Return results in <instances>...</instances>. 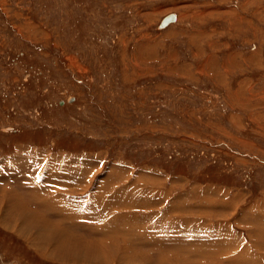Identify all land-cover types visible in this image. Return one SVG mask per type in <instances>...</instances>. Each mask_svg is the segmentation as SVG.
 <instances>
[{"label": "rangeland", "instance_id": "rangeland-1", "mask_svg": "<svg viewBox=\"0 0 264 264\" xmlns=\"http://www.w3.org/2000/svg\"><path fill=\"white\" fill-rule=\"evenodd\" d=\"M15 163L0 264H67L4 227L16 191L104 264H264V0H0V173Z\"/></svg>", "mask_w": 264, "mask_h": 264}, {"label": "bare ground", "instance_id": "bare-ground-1", "mask_svg": "<svg viewBox=\"0 0 264 264\" xmlns=\"http://www.w3.org/2000/svg\"><path fill=\"white\" fill-rule=\"evenodd\" d=\"M175 22L173 23H176V20H177V15H175ZM173 23H170L168 24L166 27L164 28H161V29H165L167 28L169 25L173 24ZM28 160V159H27ZM18 162H19V159H18ZM13 163V162H12ZM16 165V163H15ZM8 168V167H7ZM17 168V167H16ZM62 169V168H61ZM55 168H53L52 170L50 171H54ZM62 171V170H61ZM2 173V172H1ZM18 173V172H17ZM49 173V171L47 172ZM55 173V172H54ZM13 174V173H12ZM23 175V173H21ZM2 175V174H1ZM16 175V174H15ZM19 175V174H18ZM35 175V174H34ZM50 175L52 176V178H54L53 176V173H50ZM49 175V176H50ZM11 176V175H10ZM27 176V175H26ZM31 177V176H30ZM37 177V176H36ZM48 177V176H47ZM60 177V176H59ZM13 178V176H12ZM10 178V179H12ZM17 178V177H16ZM28 178V177H27ZM34 178V177H33ZM9 179V180H10ZM37 179V178H36ZM39 179V178H38ZM37 179V180H38ZM63 179V178H62ZM2 180V179H1ZM19 180V179H18ZM21 180H24V179H21ZM51 180V179H50ZM55 180V179H54ZM3 181V180H2ZM17 181V180H16ZM44 183L47 182V181H43ZM35 184V183H34ZM43 184V183H41ZM55 181L54 183L52 181L49 182L48 186H40L42 187V191L41 188L39 187V191L36 189V191H38L37 193V197L39 198H47V197H50V193H47L49 192L48 190H52L53 188L56 187L55 185ZM59 184V183H58ZM37 187H38V184H36ZM36 187V188H37ZM58 187V186H57ZM56 187V188H57ZM15 188V187H14ZM20 188V187H19ZM55 188V189H56ZM18 189V188H17ZM33 189V188H32ZM58 189V188H57ZM105 189V188H104ZM23 191V189H22ZM53 191V190H52ZM31 192V191H30ZM22 193L21 191L19 192H15V194H18L16 196H14L11 200H15L16 201V204H18V208L16 209V212H18V215L17 213H15V217L16 216H19L21 215V219L17 218L15 223H13L12 226H9L8 224H3L4 227L10 231H14L16 232L20 237H22L24 240L25 238L26 239H29V244L33 245V246H36V248L38 249L37 251L40 250V247L43 246L45 247L48 251H46L45 253V250H44V253L45 254H48L50 251H52L55 256H56V259H58V261H60L61 263H67V264H76L77 263V260L80 259L81 263L82 264H104V258L103 256H98L99 258H95L94 256H90L89 253H86L84 250V248L82 247H79V246H89V248H94L98 251H101L100 253H103L102 251H104V249L102 247H99L101 245H92V244H87V242H85L86 240H88L86 237L82 236V235H78V236H75L71 231V229H63V228H60V226H57L56 224H54L52 221H51V218L49 216H47L45 213H41L39 212V209L31 202V201H28V202H24L23 199L27 198L30 200V198H28L27 196H29L30 194L28 193L27 196L22 197ZM32 193V192H31ZM34 193V192H33ZM35 194V193H34ZM43 194V195H42ZM48 194V195H46ZM46 195V196H45ZM31 196V195H30ZM53 196V195H52ZM57 197H60V196H55V199ZM54 198V196L52 197ZM31 199H32V196H31ZM35 199V198H33ZM53 200L51 203H50V207L51 208H56V205L57 204V200ZM37 200V199H36ZM41 200V199H40ZM50 200V199H49ZM63 203H60V204H57V206H59V208L61 210H66L67 209V213H70V214H74L76 217H79V212H76V205L71 203L70 201H63L62 198L61 200H59ZM15 204V203H14ZM15 204V205H16ZM9 205V203H8ZM13 205V204H12ZM44 205V204H43ZM11 206V205H10ZM8 206V207H10ZM46 206V204H45ZM14 207V205H13ZM40 207V206H39ZM48 207V206H47ZM7 208V207H6ZM50 208V209H51ZM12 209V211H14L13 209L14 208H10ZM18 210V211H17ZM88 210V209H87ZM10 211V212H12ZM54 211V210H53ZM94 211V210H93ZM92 211V212H93ZM55 212V211H54ZM60 212V211H59ZM47 213V212H46ZM53 212H51L52 214ZM58 213V212H57ZM82 213V212H80ZM11 214V213H9ZM83 214V213H82ZM8 216V215H7ZM81 216V215H80ZM84 216V215H83ZM10 217V215H9ZM20 217V216H19ZM76 217H73L74 219H77ZM12 218V217H10ZM83 219V218H82ZM90 219V218H89ZM14 220V219H13ZM20 221V223H19ZM83 221V220H82ZM87 221V220H86ZM17 224L21 225L22 227L18 228L19 230H16V227H17ZM100 224V223H98ZM126 226V225H125ZM138 232H140V230H138ZM103 234V233H102ZM145 235V234H144ZM29 237V238H28ZM99 237V236H98ZM103 237V236H102ZM113 237V236H112ZM85 239V240H84ZM96 239V238H95ZM111 239V238H110ZM52 240L53 241V245H54V248L52 250L49 249V247H47V245H41L42 243L43 244H47L46 242ZM34 242V243H33ZM85 242V243H84ZM138 243V242H137ZM36 244V245H35ZM99 244V243H98ZM142 247V246H141ZM90 250V249H89ZM33 251V250H32ZM95 251V250H94ZM40 252V251H39ZM41 253V252H40ZM44 254V255H45ZM51 254V252H50ZM125 254V257H126V253ZM130 254V252L127 254V256ZM137 256V253L133 252V255ZM247 253H242V255L238 256L237 258L238 259H233L232 261H235L237 263L239 262H242L243 261V257L246 256ZM96 255V254H94ZM100 255V254H99ZM111 257H113L112 255H110ZM130 256V255H129ZM49 257V256H47ZM89 258V259H88ZM128 258V257H127ZM231 258L228 257L227 259ZM45 259V258H44ZM133 259V258H132ZM54 260V259H52ZM51 260V261H52ZM68 260V261H67ZM237 260V261H236ZM127 261V260H126ZM99 262V263H98ZM79 264H81L80 262H78Z\"/></svg>", "mask_w": 264, "mask_h": 264}, {"label": "crops", "instance_id": "crops-1", "mask_svg": "<svg viewBox=\"0 0 264 264\" xmlns=\"http://www.w3.org/2000/svg\"><path fill=\"white\" fill-rule=\"evenodd\" d=\"M2 164H0V171L2 170L3 172H4V170H5V168L3 167V165L1 166ZM16 167H17V165H15ZM8 167V164L6 163V168ZM8 169V168H7ZM18 169L16 168H13V172L12 173H16V172H19V170L17 171ZM6 174H2V173H0V177L1 178H3V177H5L6 179H10V175H12V173H7V172H5ZM2 174V175H1ZM22 177V176H21ZM24 177V176H23ZM21 179H24V178H19V180H20V182H22L21 181ZM41 184V183H40ZM72 221H73V219H72ZM72 224H74V225H77V222H74V223H72Z\"/></svg>", "mask_w": 264, "mask_h": 264}, {"label": "water", "instance_id": "water-1", "mask_svg": "<svg viewBox=\"0 0 264 264\" xmlns=\"http://www.w3.org/2000/svg\"><path fill=\"white\" fill-rule=\"evenodd\" d=\"M173 22H175V16H174V14H169L166 17L163 18V20L161 21L159 27L160 28H164L168 24L173 23Z\"/></svg>", "mask_w": 264, "mask_h": 264}]
</instances>
